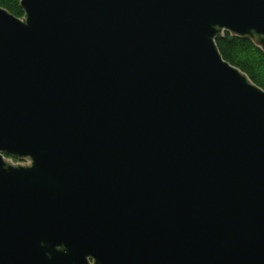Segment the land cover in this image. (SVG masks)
<instances>
[{"label": "water", "instance_id": "water-1", "mask_svg": "<svg viewBox=\"0 0 264 264\" xmlns=\"http://www.w3.org/2000/svg\"><path fill=\"white\" fill-rule=\"evenodd\" d=\"M0 8V264H264V0ZM13 161L19 164H13Z\"/></svg>", "mask_w": 264, "mask_h": 264}, {"label": "trees", "instance_id": "trees-1", "mask_svg": "<svg viewBox=\"0 0 264 264\" xmlns=\"http://www.w3.org/2000/svg\"><path fill=\"white\" fill-rule=\"evenodd\" d=\"M0 8H4L16 17H23L20 0H0ZM223 58L231 65L246 73L249 78L264 90V53L248 40L234 38L225 34L217 40Z\"/></svg>", "mask_w": 264, "mask_h": 264}, {"label": "rangeland", "instance_id": "rangeland-1", "mask_svg": "<svg viewBox=\"0 0 264 264\" xmlns=\"http://www.w3.org/2000/svg\"><path fill=\"white\" fill-rule=\"evenodd\" d=\"M13 164H17L16 161H13Z\"/></svg>", "mask_w": 264, "mask_h": 264}, {"label": "flooded vegetation", "instance_id": "flooded-vegetation-1", "mask_svg": "<svg viewBox=\"0 0 264 264\" xmlns=\"http://www.w3.org/2000/svg\"><path fill=\"white\" fill-rule=\"evenodd\" d=\"M17 164H19L18 162H16Z\"/></svg>", "mask_w": 264, "mask_h": 264}]
</instances>
